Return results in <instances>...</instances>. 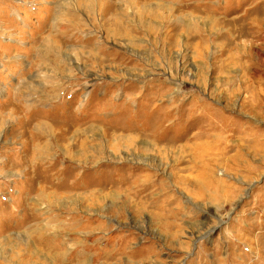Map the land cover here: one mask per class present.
<instances>
[{
	"label": "rangeland",
	"instance_id": "rangeland-1",
	"mask_svg": "<svg viewBox=\"0 0 264 264\" xmlns=\"http://www.w3.org/2000/svg\"><path fill=\"white\" fill-rule=\"evenodd\" d=\"M0 264H264V0H0Z\"/></svg>",
	"mask_w": 264,
	"mask_h": 264
}]
</instances>
